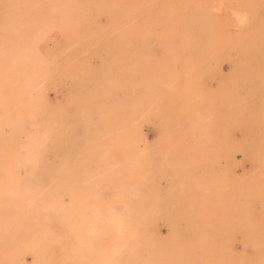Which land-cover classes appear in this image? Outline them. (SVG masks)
<instances>
[{"label": "rangeland", "instance_id": "rangeland-1", "mask_svg": "<svg viewBox=\"0 0 264 264\" xmlns=\"http://www.w3.org/2000/svg\"><path fill=\"white\" fill-rule=\"evenodd\" d=\"M0 264H264V0H0Z\"/></svg>", "mask_w": 264, "mask_h": 264}]
</instances>
